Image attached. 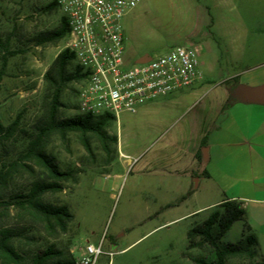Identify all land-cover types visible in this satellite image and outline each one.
Masks as SVG:
<instances>
[{
	"label": "rangeland",
	"instance_id": "rangeland-1",
	"mask_svg": "<svg viewBox=\"0 0 264 264\" xmlns=\"http://www.w3.org/2000/svg\"><path fill=\"white\" fill-rule=\"evenodd\" d=\"M51 3L52 0H0V34L7 41L9 52L15 54L7 56L0 51V121L5 126L20 117V128L30 130L42 114L48 95L44 76L66 49L67 42H37L42 33L60 26L61 14L56 7H49ZM207 7L215 17L225 13L228 28H209L205 36L199 37L197 11ZM125 22L124 29L131 32L125 54L129 65L145 56L165 55L172 48L191 42L202 47L199 60L203 81L207 83L205 89L233 75L237 76L232 83L234 88L264 85V0H140ZM73 68L74 63L70 70ZM78 88L76 81L66 86L61 98V118L78 115ZM203 105L205 100L193 107L194 112ZM106 131L120 141L110 145V164L94 137L90 139L93 158L76 133L69 135L68 143L54 136L47 144V153L61 170L77 173V183L66 182L63 192L44 197L46 203L68 206L74 215L66 232L50 236L19 209L16 202L31 182L23 170L15 173L5 190H0V200L2 197L5 202L0 208V225L25 229L15 241L19 251L29 258L54 246L63 258L77 260L87 246L103 245L105 253L97 264L213 261L215 255L206 249H188L187 233L219 210L211 205L239 193L243 174L233 175L235 180L228 181V170L221 168L222 173L214 175L216 183L204 180L197 190H189L186 182L164 181L146 170L151 143L142 114H120ZM26 144L21 132L4 141L0 169L17 160ZM36 171L40 172L38 168ZM247 205L244 223L252 226L256 238V244L250 246L252 256L231 258L226 264H264V205ZM236 226L221 240L222 246L238 244L243 239L245 247L246 236H241L243 224Z\"/></svg>",
	"mask_w": 264,
	"mask_h": 264
},
{
	"label": "trees",
	"instance_id": "trees-1",
	"mask_svg": "<svg viewBox=\"0 0 264 264\" xmlns=\"http://www.w3.org/2000/svg\"><path fill=\"white\" fill-rule=\"evenodd\" d=\"M50 8L56 7L52 2ZM57 8V7H56ZM68 35V28L64 19H61L60 26L52 31L42 33L37 42H59ZM0 51L7 56H13L9 52L7 41L0 34ZM4 54V55H5ZM4 56L3 61H7ZM74 57L68 50L61 52L52 63L44 78L47 83V93L43 105L42 114L31 126L30 130L20 128L21 118L5 126L0 121V148L4 141L12 138L16 133L21 132L27 139L26 147L21 155L14 162L2 165L0 169V190H5L9 181L15 173L23 170L30 176L31 182L25 194L19 196L16 202L19 209L28 215L32 222L41 225L50 235L58 232H66L68 225L74 220L68 206L53 205L46 203V195L58 194L64 191V183L78 182L75 170L63 171L60 169L54 157L47 153L48 142L54 136H58L63 143H68L69 135L76 133L86 152L93 158L94 153L90 143L92 137L96 138L108 155L107 163L112 161L111 144L118 145V137L110 136L106 128L115 117L103 115L94 117L91 115H77L72 118H61L60 110L64 106L61 102L62 95L69 83L79 80L78 68L74 66L70 70ZM1 80V76H0ZM202 161V154H199ZM36 168L40 172L36 171ZM3 198L0 200V208L4 206ZM246 219V211L242 204L236 200H227L219 206L204 222L196 224L187 233L188 249H206L215 255L213 261L196 259L195 264H226L231 258H241L252 255L249 253L250 246L256 244V238L245 233L250 228L245 225L244 236L246 245L242 246L243 239L238 244L222 246L221 240L226 237L232 226L238 221ZM25 229L17 230L11 227L0 225V264H77L74 259H65L60 251L50 246L47 249L33 253L26 258L15 245L17 237L22 236Z\"/></svg>",
	"mask_w": 264,
	"mask_h": 264
},
{
	"label": "crops",
	"instance_id": "crops-1",
	"mask_svg": "<svg viewBox=\"0 0 264 264\" xmlns=\"http://www.w3.org/2000/svg\"><path fill=\"white\" fill-rule=\"evenodd\" d=\"M135 10L125 16L123 24ZM197 16L199 37L205 36L209 28H228L225 13L222 17H215L207 7L199 8ZM124 32L127 51L131 32L129 29H124ZM200 49L202 55L201 45ZM234 80H237L236 75L220 83H212L213 88L205 89L207 83L202 78L192 88L145 104L137 114L145 118L151 143L145 163L148 172L164 181L186 182L189 190H197L204 180L216 183L214 175L221 174V168L228 170V181L233 179V175L243 174L239 193L228 200L240 202L246 211L248 202L264 205V103L237 99L234 94L238 88L233 87ZM204 100L205 105L194 112L193 107ZM192 112L193 116L187 119ZM205 147L208 148L205 150ZM204 153L207 154V162ZM199 154H202V161ZM246 175L251 177L246 179ZM223 202L211 206L217 208ZM155 215L157 213L152 217ZM244 222H236L230 231L242 223L241 236H244L245 225L250 228L246 236H254L252 226Z\"/></svg>",
	"mask_w": 264,
	"mask_h": 264
},
{
	"label": "built area",
	"instance_id": "built-area-1",
	"mask_svg": "<svg viewBox=\"0 0 264 264\" xmlns=\"http://www.w3.org/2000/svg\"><path fill=\"white\" fill-rule=\"evenodd\" d=\"M68 28L66 50L78 68L79 115L136 114L158 98L196 86L203 76L200 48L186 44L167 54L125 61L124 18L140 0H52ZM103 245L86 247L77 264H97Z\"/></svg>",
	"mask_w": 264,
	"mask_h": 264
},
{
	"label": "water",
	"instance_id": "water-1",
	"mask_svg": "<svg viewBox=\"0 0 264 264\" xmlns=\"http://www.w3.org/2000/svg\"><path fill=\"white\" fill-rule=\"evenodd\" d=\"M147 56L140 58L139 63H143L146 60ZM237 99H240L245 102H263L264 103V85L259 87L250 88L243 86L238 88L234 94ZM205 161L207 162V154L204 153Z\"/></svg>",
	"mask_w": 264,
	"mask_h": 264
}]
</instances>
